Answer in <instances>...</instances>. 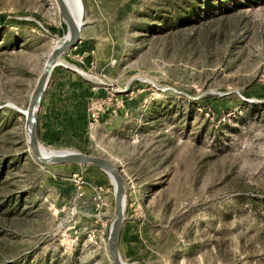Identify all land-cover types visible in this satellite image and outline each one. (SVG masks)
Instances as JSON below:
<instances>
[{
  "label": "rangeland",
  "instance_id": "obj_1",
  "mask_svg": "<svg viewBox=\"0 0 264 264\" xmlns=\"http://www.w3.org/2000/svg\"><path fill=\"white\" fill-rule=\"evenodd\" d=\"M81 3L85 45L50 73L77 77V111L38 137L119 168L122 260L264 264V0ZM65 33L55 0H0V264H113L110 176L39 162L16 108Z\"/></svg>",
  "mask_w": 264,
  "mask_h": 264
},
{
  "label": "water",
  "instance_id": "obj_2",
  "mask_svg": "<svg viewBox=\"0 0 264 264\" xmlns=\"http://www.w3.org/2000/svg\"><path fill=\"white\" fill-rule=\"evenodd\" d=\"M55 1L60 16L66 25V33L61 42L52 49L50 55L47 57L43 71L38 77V82L31 97L29 110L26 113L29 145L34 157L41 163L87 164L96 166L111 176L114 186V217L110 222L107 236L108 253L113 264H125L119 250L121 228L125 212V184L119 168L113 161L102 156L74 149H57L43 146L38 137L39 111L51 70L58 64L57 60L59 55L78 42L83 23L81 18H78L71 10L68 0ZM42 147L47 151H42Z\"/></svg>",
  "mask_w": 264,
  "mask_h": 264
},
{
  "label": "crops",
  "instance_id": "obj_3",
  "mask_svg": "<svg viewBox=\"0 0 264 264\" xmlns=\"http://www.w3.org/2000/svg\"><path fill=\"white\" fill-rule=\"evenodd\" d=\"M82 37L83 29H81L78 42L72 46L73 48L77 49L85 45L82 43ZM78 86H80L79 81L70 70L59 67L52 72L40 106L38 121L40 131L62 135L68 130L65 128L63 117L77 111L75 94L78 92Z\"/></svg>",
  "mask_w": 264,
  "mask_h": 264
},
{
  "label": "bare ground",
  "instance_id": "obj_4",
  "mask_svg": "<svg viewBox=\"0 0 264 264\" xmlns=\"http://www.w3.org/2000/svg\"><path fill=\"white\" fill-rule=\"evenodd\" d=\"M69 6L71 8V10L73 11V13L78 17L81 18V21L83 19V5L81 3V0H68ZM62 39H60L58 43L61 42ZM59 60H57V63ZM21 113H23L24 115H26V113L28 112L29 108H23V107H16ZM42 151H47L45 150V148H41ZM110 176V175H109ZM111 178V176H110ZM112 180V178H111ZM113 181V180H112Z\"/></svg>",
  "mask_w": 264,
  "mask_h": 264
},
{
  "label": "built area",
  "instance_id": "obj_5",
  "mask_svg": "<svg viewBox=\"0 0 264 264\" xmlns=\"http://www.w3.org/2000/svg\"><path fill=\"white\" fill-rule=\"evenodd\" d=\"M98 101L97 100H92L91 103H90V106L88 108L89 110V115L90 117L94 120L96 119V117L98 116L99 114V106H98ZM74 186H76L77 188H80L81 187V184L80 182L77 180V179H74V182H73Z\"/></svg>",
  "mask_w": 264,
  "mask_h": 264
}]
</instances>
